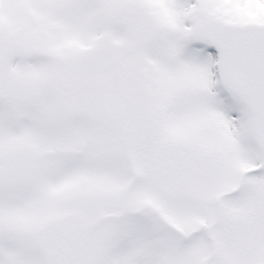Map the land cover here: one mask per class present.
<instances>
[{
    "label": "snow or ice",
    "instance_id": "1",
    "mask_svg": "<svg viewBox=\"0 0 264 264\" xmlns=\"http://www.w3.org/2000/svg\"><path fill=\"white\" fill-rule=\"evenodd\" d=\"M0 264H264V0H0Z\"/></svg>",
    "mask_w": 264,
    "mask_h": 264
}]
</instances>
